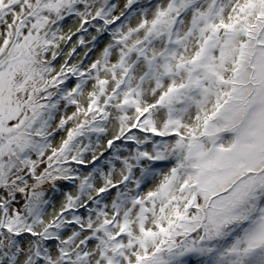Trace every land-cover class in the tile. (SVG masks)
I'll return each instance as SVG.
<instances>
[{"label": "snow or ice", "instance_id": "obj_1", "mask_svg": "<svg viewBox=\"0 0 264 264\" xmlns=\"http://www.w3.org/2000/svg\"><path fill=\"white\" fill-rule=\"evenodd\" d=\"M0 264H264V0H0Z\"/></svg>", "mask_w": 264, "mask_h": 264}]
</instances>
